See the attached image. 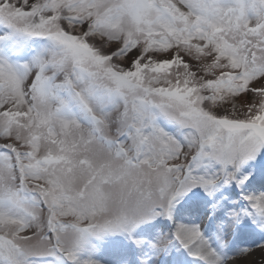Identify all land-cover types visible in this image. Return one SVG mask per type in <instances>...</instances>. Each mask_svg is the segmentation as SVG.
Returning a JSON list of instances; mask_svg holds the SVG:
<instances>
[{
	"label": "snow or ice",
	"instance_id": "snow-or-ice-1",
	"mask_svg": "<svg viewBox=\"0 0 264 264\" xmlns=\"http://www.w3.org/2000/svg\"><path fill=\"white\" fill-rule=\"evenodd\" d=\"M182 252L264 264V0H0V264Z\"/></svg>",
	"mask_w": 264,
	"mask_h": 264
},
{
	"label": "bare ground",
	"instance_id": "bare-ground-1",
	"mask_svg": "<svg viewBox=\"0 0 264 264\" xmlns=\"http://www.w3.org/2000/svg\"><path fill=\"white\" fill-rule=\"evenodd\" d=\"M255 189H249V191H254ZM240 192V191H239ZM238 192V193H239ZM253 239H258V237H253V238H249V237H238L236 240V245L238 247H244V246H253ZM183 253V252H182ZM186 256L187 254L184 253ZM189 257V256H188ZM256 259H259L258 255L256 257ZM109 260V264L111 262V257L108 258Z\"/></svg>",
	"mask_w": 264,
	"mask_h": 264
},
{
	"label": "rangeland",
	"instance_id": "rangeland-1",
	"mask_svg": "<svg viewBox=\"0 0 264 264\" xmlns=\"http://www.w3.org/2000/svg\"><path fill=\"white\" fill-rule=\"evenodd\" d=\"M236 191L239 192L240 189L237 188ZM181 256L183 257V259H184V258L187 259V262H185V264H194L193 259H192L191 257L186 256L184 253H181ZM184 261H185V260H184Z\"/></svg>",
	"mask_w": 264,
	"mask_h": 264
}]
</instances>
